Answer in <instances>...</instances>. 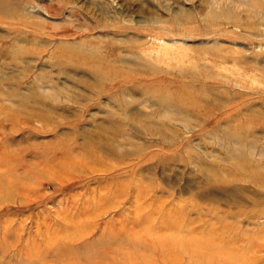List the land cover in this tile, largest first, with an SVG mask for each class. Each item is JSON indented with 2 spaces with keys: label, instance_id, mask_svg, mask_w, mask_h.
I'll return each instance as SVG.
<instances>
[{
  "label": "rangeland",
  "instance_id": "rangeland-1",
  "mask_svg": "<svg viewBox=\"0 0 264 264\" xmlns=\"http://www.w3.org/2000/svg\"><path fill=\"white\" fill-rule=\"evenodd\" d=\"M0 264H264V0H0Z\"/></svg>",
  "mask_w": 264,
  "mask_h": 264
},
{
  "label": "bare ground",
  "instance_id": "bare-ground-1",
  "mask_svg": "<svg viewBox=\"0 0 264 264\" xmlns=\"http://www.w3.org/2000/svg\"><path fill=\"white\" fill-rule=\"evenodd\" d=\"M259 12V11H258ZM102 75H103V77H104V75L105 74H103L102 73ZM233 134V132L232 133H225V135H227L228 137L230 136V135H232ZM205 242L203 241V242H201L200 241V243H198L197 245H193V244H191V247H190V245H189V248H183V249H181V251H186V252H188V251H192L193 253H195V254H201V253H199L198 251H201V250H203V249H206V250H209V251H206V253H208V254H217L218 256L220 255L221 256V252H218L217 250H215L214 248H212V246H211V244L210 243H206V244H204ZM203 244L206 246V247H204L203 246ZM138 245V244H137ZM193 246V247H192ZM202 255V254H201ZM223 256V255H222Z\"/></svg>",
  "mask_w": 264,
  "mask_h": 264
}]
</instances>
